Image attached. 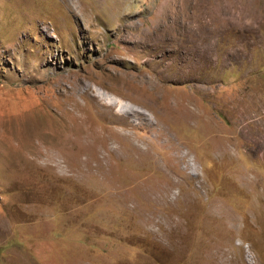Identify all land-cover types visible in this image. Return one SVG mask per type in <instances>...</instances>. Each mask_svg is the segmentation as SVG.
Here are the masks:
<instances>
[{"label": "rangeland", "instance_id": "1", "mask_svg": "<svg viewBox=\"0 0 264 264\" xmlns=\"http://www.w3.org/2000/svg\"><path fill=\"white\" fill-rule=\"evenodd\" d=\"M0 264H264V0H0Z\"/></svg>", "mask_w": 264, "mask_h": 264}, {"label": "bare ground", "instance_id": "2", "mask_svg": "<svg viewBox=\"0 0 264 264\" xmlns=\"http://www.w3.org/2000/svg\"><path fill=\"white\" fill-rule=\"evenodd\" d=\"M211 2V1H210ZM210 2H208L210 4ZM213 4V2H211ZM209 9V7H208ZM212 9V7H211ZM215 9V8H214ZM206 12H208V10H206ZM214 12V11H213ZM209 13V12H208ZM205 14V12L203 13ZM216 14V13H215ZM214 14V15H215ZM212 16V15H211ZM210 17V16H209ZM216 20V19H215ZM214 20V21H215ZM216 22V21H215ZM200 27V26H199ZM211 28V27H210ZM194 29V28H193ZM195 31V30H194ZM212 31V30H211ZM197 32V31H196ZM203 32V31H202ZM162 34V33H161ZM169 33L166 32V34L162 35L160 40L163 41L165 39V37H169ZM203 35V33H202ZM195 37V36H194ZM212 37V36H211ZM193 38V37H192ZM199 38L201 37H196L192 39L194 48H196L195 46L198 45L199 43ZM204 38V37H203ZM155 39V38H154ZM159 40V37L156 38ZM168 39V38H166ZM161 46V45H160ZM201 46V43H200ZM204 48V47H203ZM164 50V49H163ZM68 80V79H67ZM148 83V82H147ZM72 86V85H71ZM72 89V88H71ZM73 90V89H72ZM70 92V91H69ZM74 92L75 93H80L82 95H87L88 97H90L91 99H96L95 102L98 106L103 107L104 105H110V106H114V105H118L121 104L122 106L120 107V109H123L130 117H132L133 119L130 121L131 127H138V128H145V130L147 129V131H149L151 134L154 135V139L158 140L159 143V148H166V149H174L176 146L174 144L173 139L169 136V130L160 126L159 122H154L152 119H150L147 114H145L143 111L135 108L133 105L130 104H124L122 101L118 100L116 97L114 96H109L107 95L104 91H102L101 89L97 88L95 86V92L92 89V85L89 84L88 82L82 81L81 79H77L76 83L74 84ZM74 95V94H73ZM77 97V95H76ZM81 104V103H80ZM260 111L258 112V117L255 121L256 123V127H258V132H257V138L259 140V142L261 141L262 137H263V131H262V121H263V107H260ZM243 113V112H242ZM109 116H111L112 118L118 119V120H122V118H124L123 116H119L116 113L110 112L108 114ZM78 116V115H77ZM245 116L246 115H239L237 117H235L234 119V123L236 125V127L238 129H240L238 132L241 133L245 138L247 137V128L248 127V123L245 122ZM254 118V117H253ZM252 118V119H253ZM124 120V119H123ZM249 120V119H248ZM126 121V120H125ZM127 123V121H126ZM129 123V122H128ZM250 123V122H249ZM251 124V123H250ZM249 124V125H250ZM134 129V128H133ZM136 129V128H135ZM144 130V131H145ZM240 134V135H241ZM122 137H125L126 139L129 138V135L125 132H121ZM249 135V134H248ZM132 136V135H131ZM242 136V137H243ZM133 144V143H131ZM136 146V147H135ZM134 146L136 153L139 152H143V148H141L139 146L138 143H136V145ZM261 148V147H260ZM114 152V151H113ZM152 161L156 164L157 163V157L152 158ZM118 191V190H117Z\"/></svg>", "mask_w": 264, "mask_h": 264}]
</instances>
